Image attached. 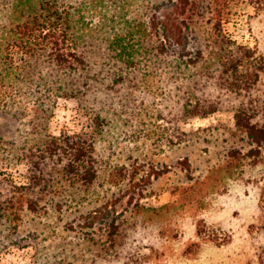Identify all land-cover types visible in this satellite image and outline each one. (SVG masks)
<instances>
[{
  "label": "trees",
  "instance_id": "1",
  "mask_svg": "<svg viewBox=\"0 0 264 264\" xmlns=\"http://www.w3.org/2000/svg\"><path fill=\"white\" fill-rule=\"evenodd\" d=\"M133 1L0 0V111L29 126L19 142L0 135L3 152L27 166L22 183L0 174V253L3 233H15L25 211H38L67 186L94 185L96 134L109 107L135 101L144 79H157L178 118L230 111L251 144L264 142V58L223 31L232 0H143L136 11ZM249 2L264 9V0ZM60 98L78 102L89 130L49 132ZM130 219L113 218L90 237L96 264L134 260L125 243Z\"/></svg>",
  "mask_w": 264,
  "mask_h": 264
},
{
  "label": "rangeland",
  "instance_id": "2",
  "mask_svg": "<svg viewBox=\"0 0 264 264\" xmlns=\"http://www.w3.org/2000/svg\"><path fill=\"white\" fill-rule=\"evenodd\" d=\"M208 18L204 13L202 29L212 26ZM222 28L264 58V9L232 0ZM140 88L135 101L109 107L96 134L94 185L66 184L38 211H25L15 233H3L0 264H96L98 245L90 237L127 217L130 264H264V142L251 144L230 111L178 118L157 79H144ZM52 112L53 135L89 130L75 99H58ZM27 120L0 111V135L19 142ZM2 147L0 174L24 182L27 166Z\"/></svg>",
  "mask_w": 264,
  "mask_h": 264
}]
</instances>
